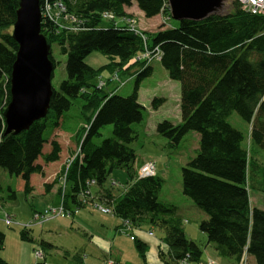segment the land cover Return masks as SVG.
Instances as JSON below:
<instances>
[{"label": "trees", "instance_id": "16d2710c", "mask_svg": "<svg viewBox=\"0 0 264 264\" xmlns=\"http://www.w3.org/2000/svg\"><path fill=\"white\" fill-rule=\"evenodd\" d=\"M133 2L146 19L169 16L167 0H40L41 12L48 6L60 13L59 19L42 14L41 33L66 57V77L58 90L52 88L45 118L26 131L5 134L2 113L10 100V73L17 50L9 30L18 0H0V170L21 178L27 193L30 175L43 172L36 161L49 164L59 159L61 149L54 140L49 142L50 151L42 154L49 140L44 137L46 130L62 129L64 114L77 103L83 120L75 133L79 153L69 156L73 160L67 171L64 164L52 182H58L66 171L64 204L67 199L75 204L76 194L94 181L101 189L100 200L129 228L148 225L161 231V264L199 263L202 250L187 237L176 207L158 200L163 180L155 173L137 176L136 154L129 147L137 139L132 125L142 120L138 84L152 73L150 64L134 59L158 48L159 63L169 79L180 84L181 121L176 125L162 121L156 132L167 140L169 148H176L190 132L199 137L195 156L181 169L183 195L206 216L198 230L219 258L238 264L246 255L255 264H264V210L251 207L248 195L255 179H261L257 183L264 194V164L248 153L242 146V134L227 122L236 112L250 125V145L264 150V15L253 14L233 0L227 14L202 21H174L175 27L160 26L154 33L140 35L126 23L131 15L124 8ZM104 14L112 18L106 19ZM92 52L104 55L108 63L98 69L85 64ZM49 59L55 67L51 55ZM131 69L136 81L130 96H118L117 89L105 92L94 83L104 72L111 79L115 73ZM162 102L154 99L152 107L157 109ZM105 126L112 127V138L97 145L95 139ZM116 169H124L128 176L118 197L104 188ZM8 191L7 198L14 200V192ZM24 229L21 239L31 241ZM4 241L0 231V264H8L1 257ZM134 243L145 262L146 245L136 239Z\"/></svg>", "mask_w": 264, "mask_h": 264}, {"label": "rangeland", "instance_id": "374dc122", "mask_svg": "<svg viewBox=\"0 0 264 264\" xmlns=\"http://www.w3.org/2000/svg\"><path fill=\"white\" fill-rule=\"evenodd\" d=\"M232 2L233 0H224L223 9L219 14H227L231 9ZM127 9L129 12H126V14L131 15V19L133 18L135 20V23L133 24L134 29L141 34L154 33L160 26L168 28L177 25L171 20L170 16L165 14H160L156 16L155 19L147 21L145 18L142 19L143 17L137 15L136 12L131 13L129 8ZM51 14L54 18L59 19L60 13L56 9H51ZM105 25L106 22H103V26ZM11 30L12 29H10L9 32H11ZM50 53L55 62L51 78V86L53 89L58 90L61 82L66 77V57L60 54L59 48L56 44L50 46ZM84 62L93 69H98L107 64L108 59L99 52H92L86 57ZM150 66L152 68L151 75L142 79L138 84L137 89V100L143 109L141 122L132 125V128L137 132V139L129 145L136 154L134 173L137 174L138 170L143 168L146 164L151 163L153 165L156 175L163 180L162 187L158 194L159 202L176 207L177 215L181 218L183 226L186 227L187 231L194 239H197V232L199 231L198 225L201 220L206 219V217L194 206L190 199L183 195L181 169L195 156V152L198 149L199 137L197 133L190 132L182 138L176 148H169L167 140L157 134L156 125L158 123L168 121L176 125L181 121L179 113L180 84L169 79L167 72L163 69L159 61L152 60ZM134 72L135 70L131 69L128 73H120L117 81H110L111 76L109 77V75L104 72L101 74L100 78L94 80V83L99 84L101 81L105 82V92L115 89L123 83L121 87L117 88L116 93L118 96L127 97L132 94L134 89L136 81V75ZM107 79H109V81ZM154 99L163 100L157 109L152 107L151 102ZM75 105L77 106H73L64 114V126L61 131L56 134L63 147L65 159L64 164L67 163L70 156L66 153V145L72 147V154L78 153L79 149V145L75 141V133L77 129L83 125V120L79 118L80 114L77 108L79 105L77 103H75ZM227 122L242 134V146L248 151V153L264 164V150L250 145V125L243 121L236 112L230 114L227 118ZM111 131V126L103 127L100 131V137L95 139V143L99 145L104 139L112 138ZM50 134L51 132L46 130L44 137L49 138ZM46 173L48 176L50 173V167L47 168ZM255 176H257V174ZM255 181L254 185L249 186L248 189L250 205L254 208L264 210V194L261 191V185L257 183L259 181L256 179ZM127 182L128 176L125 170L116 169L113 170L106 179L104 188L109 190L115 197H118L124 191ZM20 185H22L21 178L10 176L6 172L0 170V186L2 188V191H0V231L3 232L5 236L4 249L1 252L2 258L4 257L13 264H33V261L30 259L32 255L33 260L37 263H41L43 259L38 260L35 258V251L41 249L46 257V261L43 264H67L68 262L66 259L75 253L73 247L87 244L88 239L84 235V231L89 228L92 230V242L95 245H93V251L89 250L85 253V256H83L84 258H87L88 262L91 264L92 262H94V264H101L103 261L105 262L103 253H107V249H112L113 246H102L97 241H107L111 239L114 229L108 228L106 230L99 225L98 221L103 217L112 220L115 216L109 213H100L95 206H104L100 201L94 199L80 207H76L75 205L74 207L68 203V199L66 200V203L71 206V211H77L73 217H80L83 224L75 223L73 217L69 215H65L63 218L57 217L50 219L38 224L32 222L33 214L41 212L47 207L56 206L59 201V196H57V201H55L56 196L53 194H43L41 186H36L33 194L28 195L20 189V187H22ZM8 188L14 192V200L7 198V195L10 194ZM6 216L10 218L12 225H5L3 221ZM78 222L81 223V221ZM23 229L31 241L21 239V231ZM118 229L122 230L121 227H118ZM138 229L142 230L146 239H151L148 235L150 232L153 236L152 239L160 242L162 237L160 230L150 228L148 225H142ZM131 231L132 234L138 236V238L140 237V235L133 233L136 229H132ZM99 232L100 234H104V236H98ZM121 232V240L125 241L123 237L128 239L129 234L124 232V230ZM42 238L44 241L56 246L57 249L42 245V242H40ZM125 242L131 246L135 253V257L131 258V254L126 252L125 260H127L129 264L139 261L142 262L141 257L136 250L135 243H129L128 240ZM196 242L201 246L200 239H197ZM61 246H63V249L59 248ZM66 249L69 251H62ZM78 251L79 248L76 250V253ZM145 251L146 256L147 249ZM208 251L210 252L211 250L208 249ZM147 258H149V260L151 259L149 256H147ZM247 264H249L248 258Z\"/></svg>", "mask_w": 264, "mask_h": 264}, {"label": "water", "instance_id": "95a60500", "mask_svg": "<svg viewBox=\"0 0 264 264\" xmlns=\"http://www.w3.org/2000/svg\"><path fill=\"white\" fill-rule=\"evenodd\" d=\"M167 5L173 21H202L220 15L224 0H167ZM41 23L40 0H18L11 30L17 50L10 73V100L2 113L5 134L26 131L49 111L54 67Z\"/></svg>", "mask_w": 264, "mask_h": 264}, {"label": "crops", "instance_id": "0c3cea01", "mask_svg": "<svg viewBox=\"0 0 264 264\" xmlns=\"http://www.w3.org/2000/svg\"><path fill=\"white\" fill-rule=\"evenodd\" d=\"M127 8H129L131 13L136 12L137 15H139L140 17H143L142 19H144V16H143L142 12L137 8V6H136V4L134 2L132 3V5L130 7H125L124 8L125 13L129 12V11H127L128 10ZM134 10H136V11H134ZM155 17L150 18V19H146V18L145 19L147 21H149L151 19L152 20L155 19ZM113 90H116V88L112 89V90H109L108 92H112ZM60 131H61V129L59 128V129H54L51 132V134L49 136L48 143L44 144V147H45V145H46V147L45 148L43 147V150H42V154H47L50 151L49 142L52 141V140L56 141L59 144L60 149H61L60 150V154H59V159L57 161L49 163V164H43L41 159H38L36 161V164H39V165L42 166V171L43 172H42V174H32V175H30V177H29L30 190L27 192L28 195L33 194L34 189H35L36 186L37 187L41 186L42 187L41 191H42L43 194L44 193L46 195L53 194V195L56 196L55 201H57V196H58V193H59L58 192V184H57V182L55 184H52V182L55 180L57 174L62 169V167L64 166V162H65L63 147H62V145H61V143H60V141H59V139L57 138V135H56ZM65 149H66V153L68 155L72 154L71 153L72 152L71 151L72 147L70 145H68V146L66 145ZM48 167H50V173L47 176L46 172H47V168ZM155 174H156V172H155ZM136 175L139 176V170H138ZM20 186H22V187H20ZM20 186H19L20 189H22L23 192H24V189H23L24 188V182L23 181H22V185H20ZM91 190H92L91 191L92 194L95 195L94 198L96 200H98V201H101L100 198H99L101 196V189L96 187V186H94V187H92ZM110 194H111V192H110ZM111 195H113V194H111ZM58 199H59V197H58ZM58 203H59V201H58ZM68 203L71 204V202H69V201H68ZM68 203H66V205H65L66 209L69 212H72V214L70 216L73 217L77 213V211H75V210L71 211V206H69ZM71 205L74 206V204H71ZM251 207H253V206H251ZM204 216H205V214H204ZM59 218H63V217H59ZM115 218L116 217H113L112 220H111V219L103 217L102 219H99V221H98L99 225L101 227L105 228L106 230L108 228H111V229L113 228L114 229L113 230V236L111 237V239H109L107 241H101V240L97 241L102 246L103 245H108V246L112 245L113 246L112 249H109V248L107 249V253H103V256L105 257V262L103 261L101 264H129V262L127 260H125L126 259V252L131 254V256H130L131 258L135 257V253H134L133 249L131 248V246L129 244H127L125 241L128 240L129 243H130V242H134L135 239L141 241L143 244L146 245L147 253H146V256H145V262L139 261V262H135L133 264H161V262L158 259V250H159L160 242L158 240L152 239V237H153L152 234H151V236H149V237H151V239H146V236L142 232V230L136 229V231L133 232V233H135L137 235H140V237L138 238V236L132 234V231H131L132 229H135V228L131 227V228L128 229V228L125 227V225H124V223H123V221L121 219H118V218L115 219ZM73 219H74L75 223L83 224V221L81 220L80 217H73ZM78 221H81V223L78 222ZM118 227L119 228L121 227L122 230H119ZM85 230L86 231H84V235L88 239L87 244L83 245V246H81V245L74 246L73 248L75 250V253L71 257L66 259V261L68 262L67 264H91V263L88 262L87 258H84V256H85V253L87 251H89V250L93 251V249H94L93 245H95V244L92 242L93 241V234L91 233L92 230H90L89 228H87ZM123 230H124V232L129 234L128 235V239H126V237H123L125 241L121 240V237H122L121 236V234H122L121 231H123ZM184 231L186 233V231H187L186 227H184ZM149 233H148V235H149ZM186 235H187V237L189 239L193 240L196 244H197L196 240L200 239L201 246H199V245L198 246L202 250V256H201V259H200L201 263H206L208 260H211V261H213L216 264H236L232 260L219 258L217 256L215 250H214V246L207 242L206 236L204 234H202L200 231L197 232V239H194L189 234L188 231H187ZM98 236L101 237V236H104V234H100V232H99ZM146 240H149V241H146ZM40 242H42V245L48 246L50 248L57 249L56 246L52 245L49 242L44 241L43 238L40 240ZM147 243H149V244H147ZM78 246H80V247H78ZM59 248L63 249V246H61ZM78 248H79V251L76 253V250H78ZM162 248H164V247L162 246ZM208 249H210L211 251L209 252ZM62 251L68 252L69 250L66 249V250H62ZM147 256H149L151 259L149 260V258H147ZM247 258L249 260V264H255L253 258H251V257H247ZM3 259L5 261H7L9 264H13V263L9 262L8 260H6L4 257H3ZM30 259H31V261H33V264H41V263L43 264L46 261V257L45 256L43 258V261H41V263H37L35 260H33L32 255H31ZM92 264H94V262H92Z\"/></svg>", "mask_w": 264, "mask_h": 264}, {"label": "built area", "instance_id": "2783aa9c", "mask_svg": "<svg viewBox=\"0 0 264 264\" xmlns=\"http://www.w3.org/2000/svg\"><path fill=\"white\" fill-rule=\"evenodd\" d=\"M238 2L241 4L243 9H246L247 11L253 13V14H259V15H264V0H238ZM44 16H48L49 18H52V14H51V8L48 6H45L43 11L41 12V15ZM43 17V16H42ZM106 19H111L112 15L110 14H104L103 16ZM127 25L129 26L130 30H133L134 32L140 34L139 31H136L133 27V24L135 23L134 19H130L127 20ZM141 35V34H140ZM160 59V54H159V50L158 48H154L152 51H144V53H142L141 55H139L135 60L138 61H146L147 64H150L152 62V60H157L159 61ZM118 75L115 73L112 78L110 79V81H117ZM123 85V83L121 85H119L117 88L121 87ZM106 86V83L101 81L98 84L99 88H104ZM78 153H79V149H78ZM76 153V154H78ZM73 158H69V160L67 161V163H65L66 167L65 170L67 171L68 166L70 165L71 161ZM66 171L65 174L61 175L59 177V180L57 182L58 184V196H59V203L56 206H50L45 208L44 210H42L41 212H36L33 214V218H32V222L41 224L47 220L50 219H54L57 217H64L65 215H71L72 212H69L66 207H65V199H66V195H67V191H68V184H67V179H66ZM155 173L154 171V167L151 163L146 164L143 168H141L139 170V176L140 177H146V176H153ZM95 185L94 181H91L89 183H87V189H81L75 196V206L76 207H80L83 204H86L87 202H91L93 201L94 198V194H92L90 188L93 187ZM101 204H103L104 206H97V209L99 210L100 213L102 214H112V209L111 207L107 206L104 203V200L100 201ZM4 223L5 225L9 226L12 224V221L10 220L9 217L6 216V218L4 219ZM124 225L126 228L129 229V224L127 222H124ZM127 229V230H128ZM149 235H151V233H149ZM43 252L41 249H37L35 251V258L40 260L43 259ZM182 264H187V263H182ZM196 264H216L211 260H208L206 263H196ZM238 264H247V256L244 255L242 257V259L240 260V262Z\"/></svg>", "mask_w": 264, "mask_h": 264}]
</instances>
